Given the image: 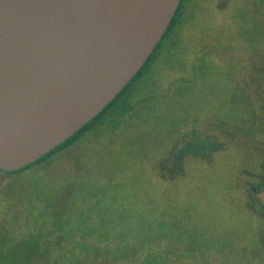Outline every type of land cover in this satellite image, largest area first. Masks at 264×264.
Masks as SVG:
<instances>
[{
	"label": "rangeland",
	"instance_id": "374dc122",
	"mask_svg": "<svg viewBox=\"0 0 264 264\" xmlns=\"http://www.w3.org/2000/svg\"><path fill=\"white\" fill-rule=\"evenodd\" d=\"M262 2L190 0L133 110L25 173L0 171V230L67 221V264H264Z\"/></svg>",
	"mask_w": 264,
	"mask_h": 264
},
{
	"label": "water",
	"instance_id": "95a60500",
	"mask_svg": "<svg viewBox=\"0 0 264 264\" xmlns=\"http://www.w3.org/2000/svg\"><path fill=\"white\" fill-rule=\"evenodd\" d=\"M182 0H0V169L40 159L140 72Z\"/></svg>",
	"mask_w": 264,
	"mask_h": 264
},
{
	"label": "trees",
	"instance_id": "16d2710c",
	"mask_svg": "<svg viewBox=\"0 0 264 264\" xmlns=\"http://www.w3.org/2000/svg\"><path fill=\"white\" fill-rule=\"evenodd\" d=\"M189 1L190 0L181 1L176 15L174 16L165 36L163 37L154 53L150 56L146 64L135 76V78L132 79L126 87H124V89L116 96L113 102L109 104L97 117L86 124L73 136L68 138L64 143L42 156L37 161L16 171L5 172L1 169L0 171L4 172L7 175H18L21 173H25L35 166L43 164V162L47 160V158L53 157L61 150H65L71 147L74 143L80 140L83 135L89 132L95 124L101 123L103 117L114 106L116 102L127 98L130 94H133V86L149 71L152 62L156 59L157 53L162 46L163 40L171 33H175L177 30H179V26L183 22V18L186 14V4H188ZM262 1V3H264V0ZM165 164H172V166L174 167L172 168V171L174 172L175 169H179V172L183 170V166H179L180 162L175 163L174 159H168L167 161H165ZM261 191H263L264 193V189ZM253 192L255 193L254 189H252V193ZM263 203L253 202L250 203L249 206L254 213L260 215L262 214L261 207ZM43 216L45 219L42 222H39L36 227L32 225L25 228L23 225H21L20 222L8 225L2 223V229L0 230V264H67V257L59 258L58 256H56V251L58 248H62L64 250L73 248V246L68 243V236H70L72 232V226L65 220H62V222L48 220L47 217H49V212L44 213ZM149 259L150 258H146L145 254H142L140 257V260ZM159 262V264L165 263L164 260H161ZM130 264H134V261H132Z\"/></svg>",
	"mask_w": 264,
	"mask_h": 264
},
{
	"label": "flooded vegetation",
	"instance_id": "af4514ba",
	"mask_svg": "<svg viewBox=\"0 0 264 264\" xmlns=\"http://www.w3.org/2000/svg\"><path fill=\"white\" fill-rule=\"evenodd\" d=\"M133 87L135 89L136 85H134ZM131 98H132V94H130L127 98H124L123 100H119L118 102H116L114 106L106 113V115L104 116V120L107 121V117L110 119L118 118L122 116L124 112L127 113L130 110H133L134 105L132 103ZM181 142L175 147L172 154L168 157V159H174L175 163L180 162L179 166L181 165L183 166V159H185V156H186L184 152L187 150V147H184L185 143L183 141ZM194 156H197V155H194ZM252 189L255 190L256 187L254 186L252 187Z\"/></svg>",
	"mask_w": 264,
	"mask_h": 264
}]
</instances>
